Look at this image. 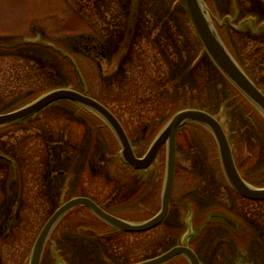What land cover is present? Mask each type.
<instances>
[{"label":"rangeland","instance_id":"374dc122","mask_svg":"<svg viewBox=\"0 0 264 264\" xmlns=\"http://www.w3.org/2000/svg\"><path fill=\"white\" fill-rule=\"evenodd\" d=\"M205 1L219 19L233 9L235 21L246 16L264 21V0ZM214 24L264 91V32L253 35L247 28ZM95 43L118 45L117 57L103 59L99 68ZM128 44H134L130 60ZM58 50L81 66L87 92L114 110L137 153L147 150L173 112L199 107L222 123L242 174L253 185L264 186V115L238 101L231 84L199 50L184 0H0V112L48 89L78 87L70 63ZM176 142L166 219L148 231L114 234L89 211L72 209L51 231L59 264H127L182 240L195 248L201 264H264V201H246L232 190L216 142L203 126L185 125ZM120 149L101 118L68 99L0 127V154L5 157L0 158L3 264L28 260L52 211L73 196L92 197L135 222L156 213L166 147L139 171L121 163ZM214 214L223 218L188 236ZM50 243L42 264H55ZM166 264L189 263L179 256Z\"/></svg>","mask_w":264,"mask_h":264},{"label":"water","instance_id":"95a60500","mask_svg":"<svg viewBox=\"0 0 264 264\" xmlns=\"http://www.w3.org/2000/svg\"><path fill=\"white\" fill-rule=\"evenodd\" d=\"M184 1L194 30L204 50L214 65L244 97H246L264 114V93L247 76L225 45L215 27L204 0ZM245 24L250 27V20H244L236 28L241 29ZM262 29H264V23L261 24L257 30L253 31V33H258ZM63 55L66 56L72 64L73 70L75 71L80 84L84 88L83 79L76 64L68 55L64 53ZM61 99L72 100L99 115L110 126L120 143L121 150L119 152V156L121 161L135 169L147 168L154 161L160 148L166 144V167L161 195V205L158 212L152 217L141 222H134L125 220L107 212L90 198L84 196L70 198L69 200L63 202L49 216L48 220L41 228L33 244L29 264H40L42 251L52 228L67 211L78 205H85L101 220L121 231L143 232L158 226L168 214L169 201L174 185L176 167V135L179 129L188 123L201 124L211 131L217 145L223 173L230 186L244 198L255 201L264 200V187H256L242 177L236 164L231 145L221 123L211 113L203 109L185 108L174 113L169 121L155 136L148 150L142 157L136 156L132 143L123 125L106 106L91 96L73 89H54L46 92L24 106L6 113H0V125L25 119L50 103ZM0 157L2 156L0 155ZM208 220L209 219L205 220L203 226ZM200 231L201 228L198 230L197 234ZM177 255L185 256L189 261V264H200L198 256L186 244L171 247L156 256L143 259L132 264H163ZM55 256L57 257L56 254Z\"/></svg>","mask_w":264,"mask_h":264},{"label":"flooded vegetation","instance_id":"af4514ba","mask_svg":"<svg viewBox=\"0 0 264 264\" xmlns=\"http://www.w3.org/2000/svg\"><path fill=\"white\" fill-rule=\"evenodd\" d=\"M133 47H134V44H128L127 45V49H126V55L127 57L130 59L134 58V54H133ZM94 48H95V51L97 52V59H96V63L99 64V68L100 66L102 65L101 62L103 59H107V57L109 56L110 57V60H114L115 57H117L118 55V50H119V46H115V47H111L110 44H94ZM114 51H113V50ZM99 54V55H98ZM122 67V69L125 67V64L124 62L121 63L120 65ZM7 196V195H6ZM7 198H5L4 196V199L3 200H6ZM1 204V203H0ZM54 241L56 242V240L54 239ZM57 244V242H56ZM60 252V251H59ZM50 254H51V249H50ZM27 258V257H25ZM24 258V259H25ZM53 258V256H52ZM54 260V259H53ZM0 264H3V261H2V257H1V254H0ZM21 264H26V261H24L23 263Z\"/></svg>","mask_w":264,"mask_h":264},{"label":"trees","instance_id":"16d2710c","mask_svg":"<svg viewBox=\"0 0 264 264\" xmlns=\"http://www.w3.org/2000/svg\"><path fill=\"white\" fill-rule=\"evenodd\" d=\"M87 40H89V38L87 39ZM199 50L200 51H202V52H204V50H203V48H202V46H201V44H200V42H199ZM232 52V51H231ZM233 53V52H232ZM235 56V55H234ZM236 58V57H235ZM237 59V58H236ZM237 61H238V59H237ZM239 62V61H238ZM240 63V62H239ZM240 65H241V63H240ZM242 66V65H241ZM243 67V66H242ZM79 68H80V70H81V72H82V74H83V76H84V72H83V69L81 68V66L79 65ZM243 69L247 72V70L243 67ZM218 71V70H217ZM219 72V71H218ZM220 73V72H219ZM221 74V73H220ZM247 74L252 78V76L247 72ZM222 75V74H221ZM84 78H86L85 76H84ZM160 79H162V78H160ZM252 80H254L253 78H252ZM86 81V80H85ZM87 82V81H86ZM160 83H161V81L160 82H158V84H155V88H158L159 86H160ZM257 84V83H256ZM164 85H166V84H164ZM163 84L161 85V87L162 86H164ZM232 86V85H231ZM232 89H233V91H234V95H235V97L238 99V101L240 100L241 102H243L244 104H248V105H251L250 104V102H248V100L242 95V94H240L233 86H232ZM43 92V91H42ZM42 92H40V93H42ZM96 98V97H95ZM98 99V98H97ZM98 100H100L103 104H105V105H107L108 106V104L105 102V101H103L102 99H98ZM19 107V106H18ZM109 107V106H108ZM113 112H114V110L111 108V107H109ZM253 109L255 110V111H257L254 107H253ZM12 110V109H11ZM177 111V110H176ZM115 113V112H114ZM174 113V112H173ZM172 113V114H173ZM116 114V113H115ZM118 117V116H117ZM119 118V117H118ZM165 123V122H164ZM163 123V124H164ZM162 124V125H163ZM9 125V124H8ZM2 126H5V125H2ZM2 126H0V127H2ZM125 127V126H124ZM162 126H160L159 128H158V130L161 128ZM126 129V128H125ZM158 130L156 131V133L158 132ZM155 133V134H156ZM242 173V172H241ZM245 178H246V180H248L249 182H251L245 175H243ZM244 199V198H243ZM93 200H95L94 198H93ZM246 201H249V202H255V201H251V200H247V199H245ZM96 201V200H95ZM97 202V201H96ZM98 203V202H97ZM99 204V203H98ZM100 205V204H99ZM102 206V205H101ZM103 207V206H102ZM104 209H106L105 207H103ZM74 210H77V211H80V210H82V209H85V210H87V211H89L93 216H94V214L89 210V209H87L86 207H84V206H77V207H75V208H73ZM107 211H109V212H111V213H113V214H116V215H118L117 213H114V212H112V211H110V210H108V209H106ZM75 213H76V211H74ZM119 216H121V217H123V218H126L127 217V215H124V214H122V215H119ZM120 232H122V231H119V230H115V233H120ZM114 233V234H115ZM144 259V258H143ZM141 260V259H140ZM139 261V260H138ZM133 262H136V261H133ZM133 262H130V263H133ZM127 264H129V263H127Z\"/></svg>","mask_w":264,"mask_h":264}]
</instances>
